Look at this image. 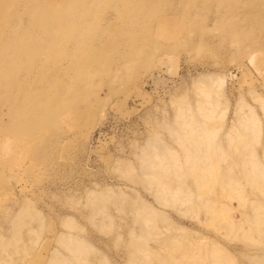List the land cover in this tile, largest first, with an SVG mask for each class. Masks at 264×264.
Returning a JSON list of instances; mask_svg holds the SVG:
<instances>
[{"label":"rangeland","instance_id":"obj_1","mask_svg":"<svg viewBox=\"0 0 264 264\" xmlns=\"http://www.w3.org/2000/svg\"><path fill=\"white\" fill-rule=\"evenodd\" d=\"M3 9L0 264H264V0Z\"/></svg>","mask_w":264,"mask_h":264},{"label":"bare ground","instance_id":"obj_2","mask_svg":"<svg viewBox=\"0 0 264 264\" xmlns=\"http://www.w3.org/2000/svg\"><path fill=\"white\" fill-rule=\"evenodd\" d=\"M8 1H11V0H0V15L1 16H4L5 13H6V11L3 9V4H6ZM14 1H16V0H14ZM19 1L22 2V0H19ZM24 1H26V0H23V2ZM56 1L59 2V0H51V2H54V3H56ZM69 13H70L69 12V8H66V11L63 10L60 13H57V12L54 13L53 11H50L48 13V11H46V14L48 15V17H50L53 20H59V18H62L64 16V14H69ZM15 27H16V29H21V30L22 29L23 30L26 29V27H21V26H15ZM237 27H238L237 24L232 25V28H237ZM17 31L18 30H16L14 32L15 34L14 33L12 34L13 37L16 36ZM8 45H10V44H8ZM11 45H14V44H11ZM263 107H264V104H263ZM13 108H15V107H13ZM13 108L12 109L10 108L11 111L13 110ZM102 116H103L102 113L98 114V118L96 120L94 118L92 123H95L98 119H101ZM180 116H183V112L182 111H180ZM248 118L253 123V125L255 127V130L259 131V127H260L259 118L254 113H252ZM13 123H15V122H13ZM185 124L188 125L186 122H185ZM188 126H190V125H188ZM4 127H5V129H7L6 132H9L11 134V135L5 136L6 138H8V139L10 137H13L14 139L19 138V137L20 138H24V137L21 136V134H19L18 131L14 130V126L12 124V121H9L8 123H6ZM188 128H190V127H188ZM187 131H192V129L187 130ZM12 134H14V136L16 138L14 136H12ZM8 139H6L5 142L3 143L4 148H8V147L11 146V142L12 141L8 140ZM199 140H201V142H204L206 144V139L204 138V136L199 135ZM170 157H171V162H172L173 165H178L179 164V159L177 158V156L173 152H170ZM188 157H190V155H188ZM156 158L158 159L156 161V163H159L161 165V164H164L163 162H164L165 158H167V157L164 156V155L161 156V155L157 154ZM190 163L192 164V167H193V166L196 165L197 162L196 161H191ZM251 164H252L251 173L254 174V176H256V177H261V178L264 179V169L260 165H258V163L255 160H252ZM164 174L165 175L157 174L153 178H155L156 181H157V184L160 185V187L163 190H165V193L166 192H168V193L171 192V196H172V199L174 201L180 200L181 198H180V194H179V190L178 189L170 191L171 187L169 185L168 180L169 179H173V177L171 175V172L168 169H164ZM195 178H196V180H197L199 185H200V182L202 181V179H204L201 175H197ZM259 205H258V208H264L263 205H260V206ZM69 222H71V221L69 220L68 223ZM256 224H257V228H258L257 230L260 231V232H264V216H262V215L257 216ZM217 246L218 245H216L215 243L212 244L211 253L214 256H218V255H220L223 252L221 250V248H219ZM70 250H71V247H70ZM51 264H59V263L57 261H52Z\"/></svg>","mask_w":264,"mask_h":264}]
</instances>
